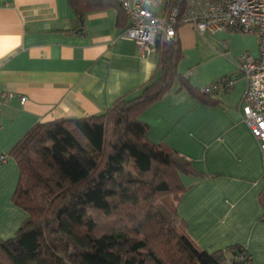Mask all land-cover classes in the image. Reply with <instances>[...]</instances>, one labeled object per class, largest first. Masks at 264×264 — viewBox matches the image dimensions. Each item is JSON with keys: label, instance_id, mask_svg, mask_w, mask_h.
Wrapping results in <instances>:
<instances>
[{"label": "crops", "instance_id": "0c3cea01", "mask_svg": "<svg viewBox=\"0 0 264 264\" xmlns=\"http://www.w3.org/2000/svg\"><path fill=\"white\" fill-rule=\"evenodd\" d=\"M126 24L115 0L82 22L69 0H0V89L13 94L0 108V240L27 217L12 202L19 171L11 154L26 132L37 123L100 114L157 76V54L140 56L134 41L121 36ZM254 36L241 41L233 30L199 34L181 24L178 72L199 91L222 77H232L233 87L206 102L175 85L139 119L151 142L207 174L187 180L192 185L177 205L191 240L209 253L241 245L253 264H264V162L238 111L245 89L238 58L257 57Z\"/></svg>", "mask_w": 264, "mask_h": 264}, {"label": "trees", "instance_id": "16d2710c", "mask_svg": "<svg viewBox=\"0 0 264 264\" xmlns=\"http://www.w3.org/2000/svg\"><path fill=\"white\" fill-rule=\"evenodd\" d=\"M111 1L69 3L82 22ZM183 3L167 0L165 7ZM156 54L158 74L137 95L118 98L100 114L37 123L13 147L19 178L12 202L27 217L0 240V264H253L241 245L199 248L178 217V202L192 185L187 180L207 174L151 142L139 116L175 85L201 101L209 94L178 72L177 38L158 37Z\"/></svg>", "mask_w": 264, "mask_h": 264}, {"label": "built area", "instance_id": "2783aa9c", "mask_svg": "<svg viewBox=\"0 0 264 264\" xmlns=\"http://www.w3.org/2000/svg\"><path fill=\"white\" fill-rule=\"evenodd\" d=\"M128 18L121 36L134 41L140 56L156 53V40H175L181 24L190 23L199 34L233 30L256 34L258 55L239 56L237 74L245 80V89L238 107L241 120L257 140L264 162V0H184L165 7L167 0H116ZM161 6L157 13L154 8ZM232 77H222L202 87L203 94L227 91L233 87ZM13 96L0 89V108ZM25 96L20 97L24 104ZM1 160L5 157L1 156ZM261 219L264 220V212Z\"/></svg>", "mask_w": 264, "mask_h": 264}, {"label": "rangeland", "instance_id": "374dc122", "mask_svg": "<svg viewBox=\"0 0 264 264\" xmlns=\"http://www.w3.org/2000/svg\"><path fill=\"white\" fill-rule=\"evenodd\" d=\"M160 8H157V10L159 11ZM237 33L239 34L241 41H244V40L253 41L255 38L254 33L253 34H247V33H242V32H237Z\"/></svg>", "mask_w": 264, "mask_h": 264}]
</instances>
